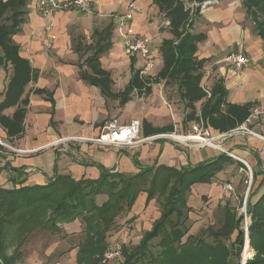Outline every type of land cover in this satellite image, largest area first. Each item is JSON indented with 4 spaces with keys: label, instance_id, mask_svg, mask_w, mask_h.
I'll list each match as a JSON object with an SVG mask.
<instances>
[{
    "label": "crops",
    "instance_id": "1",
    "mask_svg": "<svg viewBox=\"0 0 264 264\" xmlns=\"http://www.w3.org/2000/svg\"><path fill=\"white\" fill-rule=\"evenodd\" d=\"M36 1L28 0L24 21L14 41L20 48L21 57L33 69L39 70L40 76L25 89L23 98L28 97L29 105L23 132L11 137L0 125V141L13 144L20 151L16 155L0 156V189L46 187L59 176H70L75 181H95L101 177V171L96 165H101L112 174L136 176L145 168L165 166L178 170L188 169L218 157L210 149L184 152L170 143L158 140L135 148L73 141L63 147L52 146L55 141L69 137L95 139L105 126L103 122L110 118L116 120L117 117L120 125H128L135 119L141 121V138L173 133V108L160 97L166 83L154 81L164 66L160 47L164 40L172 36L166 27L163 30L167 22L161 18L153 0H94L91 14L56 12L51 15L39 14L35 8ZM243 1L215 0L201 8L193 32L204 34L205 39L197 46L196 58L208 59L207 63L213 64V80L215 83L219 79L224 80L229 104H251L252 111L260 113L259 122L252 129L264 135V41L258 35ZM131 2L143 10L132 22L131 31L153 42L154 64L148 71L141 57L130 58L124 53L116 32L117 18L128 12ZM107 17L111 18L114 26L112 48L100 56V62L102 69L111 76L112 92L124 93L136 74L146 81L144 88H134L128 101H125V97L107 98L98 87L80 78V73L93 75L92 69L85 62L94 53L93 48L97 42L95 31L102 32L111 25ZM92 44H95L91 49L92 54L83 60L84 48ZM80 45L81 49L77 51ZM231 52L247 55L251 59L250 66L242 71L235 70L226 61ZM8 85L9 74L0 69V105L6 100ZM134 92L142 97L147 96L146 99H139L145 105L144 112L131 113L141 105L138 100H132ZM116 100L124 106L117 109L111 105ZM203 103H199L201 108ZM16 110L17 107L6 108L2 115L12 118ZM207 127L215 134L222 133L209 125ZM158 129L170 130L152 134L153 130ZM232 147L236 156L244 159L252 166L251 169L255 168L257 180L250 196V203L255 205L264 195V144L252 138H243L233 143ZM232 164L231 160L227 165L233 168ZM223 170L216 173L215 177L221 180L228 173ZM190 191L204 205L219 204L223 199L221 187L213 181L195 184ZM205 197L208 198L207 203H204ZM95 201L102 206L108 197L98 195ZM156 206L157 200L147 204V194L141 193L132 210L123 212L117 218L118 228L108 235L109 249L116 244L121 247L139 245L161 217V213L156 217ZM205 215L202 219H205ZM58 228L56 232L38 229L31 233L20 248L23 257L18 264H79V246L85 238V223L81 218L69 219L59 224ZM248 241L249 237L243 255V262L246 263L249 258Z\"/></svg>",
    "mask_w": 264,
    "mask_h": 264
},
{
    "label": "trees",
    "instance_id": "2",
    "mask_svg": "<svg viewBox=\"0 0 264 264\" xmlns=\"http://www.w3.org/2000/svg\"><path fill=\"white\" fill-rule=\"evenodd\" d=\"M211 1L215 0H153L161 17L169 23L172 36L164 40L160 47L164 66L154 81L176 84L182 100L193 110L191 116L196 114V104L204 101L199 118L206 127L209 125L227 133L247 121L253 106L229 104L223 79L216 81L210 98L203 91V75L198 72L203 70L208 59L199 60L196 53L205 35L194 33L193 27L197 20L194 17L198 18L203 4ZM188 2L192 3L191 7H188ZM27 3L28 0H0V69L9 74L6 100L0 105V125L11 137L24 130L23 123L29 105L28 97L23 98L25 89L40 76V71L33 69L21 57L20 48L14 41L24 21ZM194 5H197L196 9ZM243 5L264 41V0H244ZM113 28L111 24L102 32L95 31L97 42L93 48L94 53L85 62L92 69L93 75L80 73V78L98 87L107 98L125 97V101H128L134 88H144L146 81L136 74L124 93L112 92V79L102 69L100 56L112 48ZM80 49L81 45L77 51ZM11 107H17L14 116H3L2 112ZM168 130H153L152 134ZM230 161L229 157L222 155L194 168H145L136 176L112 174L101 165H96L101 171L99 180L75 181L70 176H59L46 187L0 189V264H18L23 257L20 248L34 231L42 229L56 232L59 231V224L75 218H81L86 226L85 238L79 246L78 263L102 264L109 250L108 235L116 229L117 218L123 212L132 210L141 193L147 194V204L153 200L161 201V217L137 247L123 248V264H174L180 256H183L181 264H189L185 262L190 254V264H212L214 259H221L223 254L234 256L238 264H241V254L246 243L242 229L243 215L239 217L235 212L226 210L222 227L211 232L215 240L223 238L232 241L237 234L229 249L196 242V237L188 235L189 230L185 227L189 220L185 212L191 211L186 194L195 184L211 183L215 174ZM98 195L108 197L102 206L95 201ZM247 214L250 218L248 254L250 257L251 245L256 255L246 264H264V195L255 205L248 203ZM159 238H162L159 246L163 249L154 255L152 242ZM185 238L186 241H183ZM176 243L181 252L173 247ZM11 250L13 253L9 255ZM194 254L197 256L194 257Z\"/></svg>",
    "mask_w": 264,
    "mask_h": 264
},
{
    "label": "rangeland",
    "instance_id": "3",
    "mask_svg": "<svg viewBox=\"0 0 264 264\" xmlns=\"http://www.w3.org/2000/svg\"><path fill=\"white\" fill-rule=\"evenodd\" d=\"M188 3H187L188 7H191L192 3L191 2H188ZM205 4H207V2L204 3L202 7H207V5H205ZM194 6H193L194 9H196L197 5H194ZM106 19H108V21H110L109 24H111V18L107 17ZM162 19L164 20V18H162ZM194 19L196 20L197 17H194ZM251 21L253 22L252 19H251ZM165 22H167V21H165ZM254 25H255V23H254ZM165 27L169 31V23L168 22L163 25V30L165 29ZM255 28H256V26H255ZM86 43L87 42L85 41L84 44H86ZM94 45L95 44H92V46L87 45L86 48H84V50H83L84 53L82 55L83 60L92 54L91 49ZM231 53H229L227 55V57ZM227 63L230 64L229 62H227ZM211 65L213 66L212 63H210V64L206 63L203 70L198 72V73H201L203 75L201 86L203 88L204 93L207 94V96H208L207 98H210L211 88L214 85L213 83H215V79L213 80L214 68H212ZM161 84H164V83H161ZM158 87H159L160 92H162V88L160 86H158ZM141 97L142 96L141 95L139 96L137 92H134L132 100L133 101L138 100L137 102L141 103V105H140V107H135V109H133L131 111L132 114H134L135 112H140V111L144 112L145 111V109H146L145 105L143 104L142 101H139V99H141ZM160 97H163L168 102V104L173 108L172 123H173L175 130L173 133H168L167 135H176L179 137H187L190 134H192L193 127L198 125V124L200 126L203 125L205 128H208L205 126L203 120H201L199 118V111L201 109V105L199 106V103L196 104V106H195L196 107V114L194 116H191L193 113L192 112L193 110L191 108H188L186 102L184 100H182L176 84H174V83L165 84V86L163 88V94L161 93ZM142 98L146 99L147 96L142 97ZM112 103L113 104H111V105H114L117 109L119 107L124 106V105L120 104V102L117 100L112 101ZM251 115H253V111H251ZM259 118H260V115L258 116V118L253 120L252 124L249 125V129L252 133H255V134L260 135V136H264L263 134H259V133L254 132L252 129L255 126V124H257V122H259ZM117 119H119V118L117 117ZM113 120H115V119L110 118V119L104 121L103 125H104V123L106 124V123L111 122ZM135 120H137V119H135ZM72 138H81V137H69V138H65V139H59V140L55 141L54 143H52V146L63 147L65 145H69V143L72 142ZM243 138H247V139L252 138V139L258 140L257 138L252 137L250 135L235 136L233 138L228 139L226 142H224V149L232 152L233 147H234V146L232 147L233 143H235L236 141H239L240 139H243ZM158 141L159 142L165 141L167 143H170V144L176 146L179 150L184 151V152H197V151H200L202 149H205V148L196 149L194 147L195 144L192 142H186V141L181 142L180 140H179L180 141L179 142V141H175V140L170 139V138L159 139ZM258 141H260V140H258ZM73 142L85 143V142H79V141H73ZM150 142H155V141H150ZM156 142H157V140H156ZM261 143H263V142H261ZM9 146L13 147L14 145L12 144ZM13 148H15V147H13ZM206 149H210L218 157L224 155L220 150L211 149V148H206ZM8 154L9 155H16V153L0 146V156H3V157L9 156ZM229 159H231L233 161V164H232L233 168H231V165H226L224 167L223 172L226 170V171H228V173L225 174V176L223 178H221V180L216 178V177L213 180V182L218 183V185L221 187L223 199L219 202V204H212V205H206L205 204L204 205L200 202L199 197H195L194 195L190 194L191 191L188 194H186V196H185L186 200L188 202V205L191 208L190 212H185V214L189 218L188 222L185 224V227L188 228V230H189L188 235H192V236L196 237V242L201 241V242L207 243L208 245H210L212 247L223 246V248L227 247L228 249L231 248V243L235 240L236 235L233 236L232 241L225 240L223 238L215 240V238L211 236V232L218 231L222 227V225L224 223V215H225L226 210H229L231 212H235L239 217L242 215L244 217L245 212L247 213V211H248V203L250 202V196H252L253 191L255 189V180H257L254 167L251 169V171L253 173V180L251 183L249 178H248V176L251 175V171L245 165L240 163L239 161H236L230 157H229ZM228 185L233 187V191L226 190V187ZM198 192H199V190H198ZM190 196H194V197L191 198ZM161 200H163V199H161ZM207 201H208V198L205 197L204 203H207ZM160 202L157 201L156 212H155L156 217L158 216L157 214L162 212V207H161ZM203 214H206L205 215L206 217L204 216L205 219H202ZM174 221H176V217H174ZM244 224L245 223H243V227H242L243 231H244V226H245ZM117 228L118 227H116V229ZM168 232H169V228H168ZM244 233H245V231H244ZM186 238L183 241H186ZM161 239L162 238H159V239L154 240L152 242V245H153L152 252L154 255L157 253V251H161L163 249L159 246ZM246 240H247V238H246ZM116 245H119V244H116ZM116 245H114V246H116ZM137 245L138 244H135V245L130 244L129 245L130 247H128V248H135V247H137ZM246 245H247V243H246ZM173 247L176 249V251L181 252V249L179 248V245L177 243L174 244ZM123 248L124 247H122V251H123ZM250 251H252L251 247H250ZM253 251L250 253L251 255L247 259L248 261L254 259L256 253H255V251L254 252ZM12 253H13V251H12ZM12 253L9 252V255H12ZM253 253H254V255L252 256ZM243 255H244V250L241 254V264L243 263ZM122 256H123V254H122ZM193 256L196 257L197 255L194 254ZM182 257L183 256H180L179 259L177 258V260L174 261V264H181L180 261L182 260ZM189 257L191 258L192 254H190ZM190 258L187 257V261L185 263L190 264V262H191ZM123 262H124V258L120 259L115 264H123ZM202 263L205 264L204 262H202ZM212 264H238V261L232 255L226 256V254H223L221 259H218V258L214 259Z\"/></svg>",
    "mask_w": 264,
    "mask_h": 264
},
{
    "label": "built area",
    "instance_id": "4",
    "mask_svg": "<svg viewBox=\"0 0 264 264\" xmlns=\"http://www.w3.org/2000/svg\"><path fill=\"white\" fill-rule=\"evenodd\" d=\"M208 4L209 3L205 5ZM35 8L36 11L42 15H51L56 12H77L81 14H91L94 9V0H37ZM142 13L143 10L141 7H139L135 2H131L128 7V12L125 15L119 16L117 18L116 32L121 41V47L124 53L130 58L141 57V59L145 61V70L148 71L153 67L154 64V59L152 56L153 42L148 37L134 34L130 29L135 17L141 15ZM226 61L229 62L237 71H242L251 64V59L241 52H232L226 58ZM259 115L260 113L257 110H253V115H251L243 125L227 133L215 134L209 128H205L203 125L200 126L198 124L193 127L192 134L182 138H185L186 142L194 143V147L196 149L211 148L220 150L225 156L239 161L251 171L249 164L244 159H241L233 152L224 149V142L235 136L250 135L264 143V136L252 133L249 129V125L252 124L253 120L258 118ZM141 130L142 123L139 120H133L128 125H120L117 120H113L105 124L97 138H72V141L91 142L101 146H118L125 148H135L147 142L156 141L159 139L170 138L175 141H179V136L167 134L157 135L150 138H141ZM0 146L14 153H20L19 150L2 141H0ZM248 178L252 183V171ZM226 190L233 191V187L228 185ZM244 223V231L246 238L248 239L250 218L246 212L244 215ZM122 258V247L120 245H116L112 249H109L105 254L103 264H115Z\"/></svg>",
    "mask_w": 264,
    "mask_h": 264
},
{
    "label": "bare ground",
    "instance_id": "5",
    "mask_svg": "<svg viewBox=\"0 0 264 264\" xmlns=\"http://www.w3.org/2000/svg\"><path fill=\"white\" fill-rule=\"evenodd\" d=\"M181 142H184V141H186V139L185 138H182V137H179L178 138ZM244 261V260H243Z\"/></svg>",
    "mask_w": 264,
    "mask_h": 264
},
{
    "label": "water",
    "instance_id": "6",
    "mask_svg": "<svg viewBox=\"0 0 264 264\" xmlns=\"http://www.w3.org/2000/svg\"><path fill=\"white\" fill-rule=\"evenodd\" d=\"M242 264H246V262H243Z\"/></svg>",
    "mask_w": 264,
    "mask_h": 264
}]
</instances>
